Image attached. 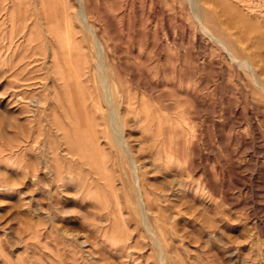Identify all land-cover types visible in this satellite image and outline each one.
Instances as JSON below:
<instances>
[{"label": "rangeland", "instance_id": "374dc122", "mask_svg": "<svg viewBox=\"0 0 264 264\" xmlns=\"http://www.w3.org/2000/svg\"><path fill=\"white\" fill-rule=\"evenodd\" d=\"M77 2L0 0V264H264V0Z\"/></svg>", "mask_w": 264, "mask_h": 264}, {"label": "bare ground", "instance_id": "6f19581e", "mask_svg": "<svg viewBox=\"0 0 264 264\" xmlns=\"http://www.w3.org/2000/svg\"><path fill=\"white\" fill-rule=\"evenodd\" d=\"M191 2L193 1V0H190ZM78 3V2H77ZM78 5H79V7H78V9H76V14H77V16L76 17H78L81 21H82V23L87 27V28H89L88 30H90V29H92V26L89 24V23H87L86 22V19H85V15H84V12H83V8H82V4H81V0H79V3H78ZM196 8V7H195ZM77 18V19H78ZM67 19H68V17H67ZM78 21V20H77ZM68 22V21H67ZM60 25V24H59ZM202 26H203V28L204 29H206V30H208V28L204 25V24H202ZM70 29V28H69ZM72 30V29H71ZM66 33V32H65ZM73 33V32H72ZM67 35V34H66ZM72 35V34H71ZM73 36V35H72ZM71 37V36H70ZM218 39V38H217ZM219 40V39H218ZM60 42V41H59ZM101 43L99 42V40H97L96 39V48H97V54H98V56H99V60H98V62H97V65H96V68H97V76H98V81L100 82V85H101V88H102V93H103V97L106 99V101H108L109 102V106L111 107V112H110V114H111V116H110V118L113 120V121H111V123H114V124H112L113 125V128H114V135H115V137L117 138V140H118V143H120V145L121 146H123L124 148H127V142H126V140H125V138L123 137V135H122V133L120 132V130L118 129V121H117V119H116V112H115V108L112 106L113 105V102H112V104H111V98H110V96H109V91H108V87H107V85H106V83H105V81H106V78H105V75H104V73L102 72V69H101V66H102V62H101V54H102V48H101V45H100ZM251 63V62H250ZM248 66V65H247ZM128 149V148H127ZM130 154V160H131V168H133V174H134V178H136V180H137V175H136V164H135V160H134V158H133V156L131 155V153H129ZM139 188H140V186H139ZM140 190V189H139ZM138 200H139V203H140V205H141V211H142V218L145 220V207H144V203H143V200H142V196H141V193H140V191H138ZM141 214V213H140Z\"/></svg>", "mask_w": 264, "mask_h": 264}]
</instances>
